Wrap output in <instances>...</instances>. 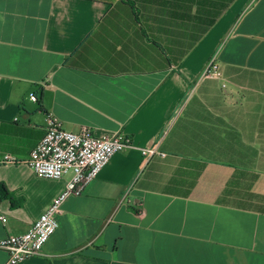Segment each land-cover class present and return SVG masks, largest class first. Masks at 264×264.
Returning a JSON list of instances; mask_svg holds the SVG:
<instances>
[{"label":"crops","instance_id":"0c3cea01","mask_svg":"<svg viewBox=\"0 0 264 264\" xmlns=\"http://www.w3.org/2000/svg\"><path fill=\"white\" fill-rule=\"evenodd\" d=\"M49 114L135 148L17 264H264V0H0V239L69 178L26 164Z\"/></svg>","mask_w":264,"mask_h":264},{"label":"built area","instance_id":"2783aa9c","mask_svg":"<svg viewBox=\"0 0 264 264\" xmlns=\"http://www.w3.org/2000/svg\"><path fill=\"white\" fill-rule=\"evenodd\" d=\"M256 0H250V3ZM218 66L211 59L204 66L201 77L218 76ZM32 101L36 96L29 95ZM135 148L130 138L116 134L95 136L87 126L73 132L65 129L53 115L46 116L45 131L30 151L26 164L41 178L60 179L69 176L61 192L20 235H10L0 239V249L8 253L6 264H17L32 256L39 255L46 240L56 230V216L61 212L64 201L72 195H80L109 159L125 149ZM147 163L153 156H165L156 147H138ZM11 160L9 156L5 157ZM2 221H5L1 217Z\"/></svg>","mask_w":264,"mask_h":264},{"label":"trees","instance_id":"16d2710c","mask_svg":"<svg viewBox=\"0 0 264 264\" xmlns=\"http://www.w3.org/2000/svg\"><path fill=\"white\" fill-rule=\"evenodd\" d=\"M4 199H9L11 202L13 201L12 194L6 189V187L0 183V202Z\"/></svg>","mask_w":264,"mask_h":264}]
</instances>
